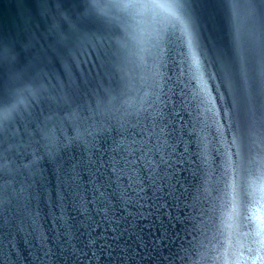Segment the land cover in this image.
I'll use <instances>...</instances> for the list:
<instances>
[{
  "label": "snow or ice",
  "instance_id": "6c2138e0",
  "mask_svg": "<svg viewBox=\"0 0 264 264\" xmlns=\"http://www.w3.org/2000/svg\"><path fill=\"white\" fill-rule=\"evenodd\" d=\"M32 8L56 40L0 36V229L34 264H264V0Z\"/></svg>",
  "mask_w": 264,
  "mask_h": 264
},
{
  "label": "water",
  "instance_id": "95a60500",
  "mask_svg": "<svg viewBox=\"0 0 264 264\" xmlns=\"http://www.w3.org/2000/svg\"><path fill=\"white\" fill-rule=\"evenodd\" d=\"M35 0H0V36L7 38L9 41L17 40L22 35H27L29 30L33 33L39 31L44 37V43L49 46H55V36L46 29L49 21L37 17L33 11L32 5ZM30 21V23H29ZM220 25L222 27V37L225 46L228 44V33L226 22L221 18ZM95 55L92 51L84 46L79 48L77 52V60L72 69L74 77L91 76L95 72ZM50 70L60 77L63 72L62 65L55 62L52 63ZM189 79H192L189 76ZM193 91L198 88L196 81L193 79L189 85ZM219 103V102H218ZM40 211L43 215L47 208L44 204L40 205ZM48 227V225H45ZM7 233V235H5ZM15 233V244L19 248V255L15 253L12 246V235ZM26 233L15 232L13 228L0 229V264H11L14 260L15 264H34L32 257L29 255L33 250L25 243ZM5 253L8 259L5 260Z\"/></svg>",
  "mask_w": 264,
  "mask_h": 264
}]
</instances>
